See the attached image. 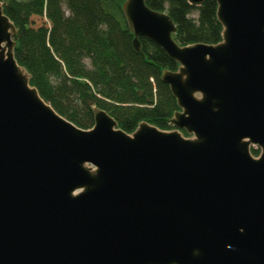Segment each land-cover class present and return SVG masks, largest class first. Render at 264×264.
Instances as JSON below:
<instances>
[{
	"label": "water",
	"instance_id": "water-1",
	"mask_svg": "<svg viewBox=\"0 0 264 264\" xmlns=\"http://www.w3.org/2000/svg\"><path fill=\"white\" fill-rule=\"evenodd\" d=\"M214 1L223 41L187 46L168 13L124 3L135 51L180 65L162 76L175 129L132 134L41 97L0 1V264H264V0Z\"/></svg>",
	"mask_w": 264,
	"mask_h": 264
},
{
	"label": "trees",
	"instance_id": "trees-1",
	"mask_svg": "<svg viewBox=\"0 0 264 264\" xmlns=\"http://www.w3.org/2000/svg\"><path fill=\"white\" fill-rule=\"evenodd\" d=\"M0 1L17 28L16 60L61 116L89 130L95 125L93 110L99 108L128 134L142 122L164 131L175 129L171 119L181 109L162 76L180 65L145 38L142 52L135 51L123 12L126 0ZM147 4L172 17L178 28L174 39L181 46L223 41L214 0L201 7L188 0Z\"/></svg>",
	"mask_w": 264,
	"mask_h": 264
},
{
	"label": "rangeland",
	"instance_id": "rangeland-1",
	"mask_svg": "<svg viewBox=\"0 0 264 264\" xmlns=\"http://www.w3.org/2000/svg\"><path fill=\"white\" fill-rule=\"evenodd\" d=\"M174 130V129H173ZM184 135L188 138H192L193 136L192 135H187L186 133H184ZM260 155V153L258 155L254 154L255 157H258Z\"/></svg>",
	"mask_w": 264,
	"mask_h": 264
}]
</instances>
